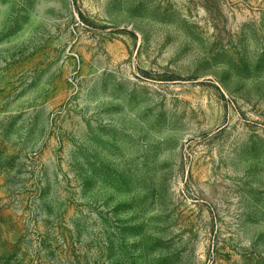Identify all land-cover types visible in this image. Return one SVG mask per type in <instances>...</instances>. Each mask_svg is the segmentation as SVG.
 Returning <instances> with one entry per match:
<instances>
[{"label":"rangeland","instance_id":"obj_1","mask_svg":"<svg viewBox=\"0 0 264 264\" xmlns=\"http://www.w3.org/2000/svg\"><path fill=\"white\" fill-rule=\"evenodd\" d=\"M0 264H264V0H0Z\"/></svg>","mask_w":264,"mask_h":264}]
</instances>
